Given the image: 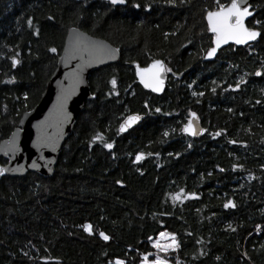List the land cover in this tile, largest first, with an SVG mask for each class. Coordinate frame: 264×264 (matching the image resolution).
<instances>
[{
	"label": "trees",
	"instance_id": "1",
	"mask_svg": "<svg viewBox=\"0 0 264 264\" xmlns=\"http://www.w3.org/2000/svg\"><path fill=\"white\" fill-rule=\"evenodd\" d=\"M215 7V0H0V141L38 103L69 28L120 54L89 76L91 100L53 176L0 179V264H141L153 260L161 232L176 240L159 253L168 264H264V0L247 22L258 40L204 62L212 40L205 10ZM155 59L186 72L191 89L171 84L148 99L128 64ZM145 99L155 111L120 134L123 117L141 112ZM186 111L199 115L204 136L181 134Z\"/></svg>",
	"mask_w": 264,
	"mask_h": 264
},
{
	"label": "water",
	"instance_id": "2",
	"mask_svg": "<svg viewBox=\"0 0 264 264\" xmlns=\"http://www.w3.org/2000/svg\"><path fill=\"white\" fill-rule=\"evenodd\" d=\"M256 1L258 0H247V4L249 5V10L253 13V15L246 19L245 21L246 26H247V22L250 19H252L256 14L255 10H253L252 7L253 3H255ZM204 22L207 27V22L205 19ZM69 29H76L78 30V32L83 33L91 40L100 42L103 45H106L109 49H114L115 52L113 57L112 58L105 57L99 60H93L90 63L87 62L88 61L87 56L83 57V59H81L79 56H77L76 58L67 59L65 54L66 45L70 43L71 44L76 43V38L72 33L69 32ZM69 29L66 32L65 39H63L64 40L63 46L60 51L59 57L57 58L55 69L51 74L50 78H48V81L45 84V89L44 91H42L38 103L31 110L24 112L20 116V118H18L19 121L17 123V126L13 129L10 135L6 139L0 141V159H4L6 161L5 164H0V168L6 169L5 173L3 175H0V179L3 177H9L14 179L17 177L25 176L26 174H36L37 176L45 179L51 178L54 174V170H55L54 167H56L57 165V161L59 158L58 155L60 154L61 148L63 146V142L66 141L67 138L71 135L76 120L78 118V115L83 111L85 103L91 100V93L89 90L90 89L89 76H91L93 73L97 72L103 67L109 66L111 64L114 65L115 63L119 62L120 59L119 51H117V48L111 45L108 41L98 37H93L76 27H71ZM253 30L258 31L257 29H253ZM208 34L212 36L211 33L208 32ZM259 37L260 35L256 38V40L249 41L245 44H240V45L234 44L232 42H229L228 44H223L217 49L216 54L211 58H205L207 56V52H208L207 50L202 60L204 62H211L214 60V58L217 57L219 51L226 48L227 46H234L237 48L246 47L247 45H251L255 41H257ZM211 47H214V45L212 44V40H211L210 48ZM14 59L17 60L16 58ZM155 60H159L162 62V60L160 59H155ZM152 61H149L148 64H150ZM162 63L164 64V62ZM17 64L15 66H13L12 64L11 68L15 69ZM81 65H83L82 68ZM130 66L133 68L134 71L133 76H135L136 83L137 85L140 86V88L157 96L163 94V92L165 91L164 86H166V80H167L166 72L163 74L164 84L161 91L152 92L150 89L144 88L143 85L139 83L135 75L136 66L139 65L135 62H131ZM76 72H79V81H76L70 75ZM182 74L183 73H180V76H182ZM72 89H74V91L71 92V95L69 96L63 108V113L66 114V119H64L63 123L60 124L59 127H57L56 126L57 97L62 91L72 90ZM190 113H194V112H190ZM194 114H195V119L193 120V130L195 134L190 135L183 131L182 133L190 138L191 137L200 138L201 136L205 135L206 130L201 126V124H199L200 122L198 120L197 114L196 113ZM125 119L119 124V126H117L118 132L120 134L127 133L132 128H134V126H137L141 121L140 118L135 123L131 124L130 127H126L125 130L121 132L119 131L120 125L125 121ZM190 119H192V117H190L188 114L187 124ZM201 129L203 131H201ZM14 132L17 133L16 146L19 150L15 153L8 152V154L6 155L5 154V151L7 150L6 142H8L11 139L12 134ZM44 134L52 135L56 137L54 150L51 147H43L38 151L36 148L32 146L33 141L36 140L39 135H44ZM33 164H35L36 166L32 167ZM15 169H19V170H15Z\"/></svg>",
	"mask_w": 264,
	"mask_h": 264
},
{
	"label": "snow or ice",
	"instance_id": "3",
	"mask_svg": "<svg viewBox=\"0 0 264 264\" xmlns=\"http://www.w3.org/2000/svg\"><path fill=\"white\" fill-rule=\"evenodd\" d=\"M108 2L112 5L124 4L125 0H108ZM169 3H172V0H168ZM216 7L212 10H205L204 19L207 22V31L212 34V44L214 47L208 49L207 56L205 58H211L216 54L217 49L223 45L232 42L234 44L240 45L245 44L249 41H254L260 35V33L252 28L246 26V19L253 15V13L249 10V5L247 4V0H230L228 3H222L220 0H215ZM133 7H139V5H133ZM51 19V17H49ZM31 24V19L28 21ZM255 23L259 24V21H255ZM69 32L72 33L76 38L75 44H67L65 47V54L67 59L76 58L79 56L81 59L83 57H88V63L92 62L93 60H99L102 58H112L114 55L115 50L109 49L106 45H103L100 42L91 40L83 33L78 32L76 29H69ZM34 35L36 33H33ZM49 52L55 53L57 51L56 48H49ZM18 63L17 60L13 59L12 64L15 66ZM83 65H81V68ZM170 71V69L166 68L165 65L159 61L154 60L146 67H139L136 66L135 75L141 85L144 88L150 89L152 92H159L161 91L164 80L163 74L165 72ZM76 81H79V72L70 74ZM257 76L261 75L260 72L256 73ZM12 81H9L11 83ZM113 88L116 87V81L113 79L110 82ZM72 90H64L62 91L57 97V124L56 126L59 127L60 124L63 123V120L66 119V114L63 113V108L65 103L67 102L69 96L71 95ZM196 95V93H193ZM202 95V94H201ZM159 111V109H157ZM189 116L192 119L189 120L188 124H186L182 131L187 134H195L193 130V120L195 119L194 113H189ZM140 117L137 115H130L128 116L125 121L120 125L119 131L123 132L126 127H130L131 124L135 123L139 120ZM201 131H203L201 129ZM165 136L168 135L167 132L164 133ZM216 135H219L217 133ZM16 136L17 133H13L11 139L6 142V151L5 154L7 155L8 152L15 153L19 149L16 146ZM56 137L52 135H39L36 140L33 141L32 146L36 148L38 151L43 147H51L53 150L55 149ZM104 147L107 149L112 148V144L105 143ZM142 159V155L137 154L136 160L139 161ZM36 165L33 164L32 167ZM19 170V169H15ZM6 169L0 168V175L5 173ZM119 183V181H117ZM174 199H178L179 197H173ZM232 202L229 200L225 203V208L229 207ZM84 231L88 232L91 235L90 225H84ZM259 227V226H258ZM100 237L107 241L109 237L101 232ZM160 237L166 238L170 240V243L161 244L159 242L153 243L152 247L158 249L159 251L166 252L169 248L176 247V240L174 235H170L167 232H161ZM151 239V238H150ZM115 264H124L121 260H116ZM142 264H166V261L157 257L155 260L149 261L147 256H145L142 260Z\"/></svg>",
	"mask_w": 264,
	"mask_h": 264
},
{
	"label": "flooded vegetation",
	"instance_id": "4",
	"mask_svg": "<svg viewBox=\"0 0 264 264\" xmlns=\"http://www.w3.org/2000/svg\"><path fill=\"white\" fill-rule=\"evenodd\" d=\"M131 63V62H130ZM130 63L128 64L129 65V67H131L130 66ZM138 64V63H137ZM147 64H148V62L147 63H145V64H142V65H139L140 67H145V66H147ZM165 67L166 68H168V69H170V71H168V72H166L167 73V80H166V86H164L165 87V91H167L168 90V88H170V86H171V84H175V86L174 87H176V88H178V87H182L184 84L185 85H187L188 87L190 86V89H191V85H193L195 82L194 81H192V80H189V81H191L190 83H188L189 81H188V79H184V76H185V73L186 72H183V74H182V76H180V73H178V72H174L169 66H166L165 65ZM132 68V67H131ZM132 71H133V68H132ZM133 74H134V71H133ZM134 79H135V76H134ZM134 83L137 85V83H136V79L134 80ZM137 87L138 88H140V86L139 85H137ZM126 89V93H128V95L130 94V95H134L135 94V92H136V86H132V85H130L128 88H125ZM142 91H144V93H146L147 94V98L148 99H155V98H161V96H163L164 95V92H163V94H161L160 96H157V95H154V94H152V93H150V92H147V91H145V90H143L142 88H140ZM169 91H170V89H169ZM148 99H145V100H143V102H142V110H141V112H134V113H130V114H126V116H124L123 117V119L121 120V122L127 117V116H129V115H132V114H135V115H138V116H140V118H141V121H140V123L137 125V126H139L140 124H141V122L143 121V119L145 118V116H146V114H148V113H151L152 114V112L153 111H155V107H154V105H152V106H150V104H149V101H148ZM170 98L168 97V95H167V99L166 100H168L167 101V104L169 105L170 104V100H169ZM168 105H167V107H168ZM169 108V107H168ZM190 112H192V111H190ZM189 111H186L185 113H184V117H182L181 119H180V132H181V134L182 135H184L183 133H182V129H183V127L185 126V124H187V121H188V114L190 113ZM197 114V113H196ZM197 116H198V120H199V124H201V126L205 129V127L202 125V122H201V120H200V118H199V115L197 114ZM167 118H169V123H170V113H169V115H168V117ZM120 122V123H121ZM137 126H134V128H132L131 130H133V129H135ZM185 136V135H184ZM187 137V136H186ZM187 138H190V137H187ZM191 138H193L194 139V137H191Z\"/></svg>",
	"mask_w": 264,
	"mask_h": 264
},
{
	"label": "rangeland",
	"instance_id": "5",
	"mask_svg": "<svg viewBox=\"0 0 264 264\" xmlns=\"http://www.w3.org/2000/svg\"><path fill=\"white\" fill-rule=\"evenodd\" d=\"M156 242H159V243H161V244H164V243H168V239H166V238H162V237H160V238H158L157 240H155ZM155 242V243H156ZM169 242H171V241H169ZM160 252H163V251H159L158 249H157V252L156 253H154V255H153V260H155L157 257H160L161 259H163L160 255H159V253ZM164 260V259H163ZM116 261V259L114 260V262ZM141 264H142V262H141ZM166 264H168V262L166 261Z\"/></svg>",
	"mask_w": 264,
	"mask_h": 264
},
{
	"label": "built area",
	"instance_id": "6",
	"mask_svg": "<svg viewBox=\"0 0 264 264\" xmlns=\"http://www.w3.org/2000/svg\"><path fill=\"white\" fill-rule=\"evenodd\" d=\"M159 237H160V235H159Z\"/></svg>",
	"mask_w": 264,
	"mask_h": 264
}]
</instances>
